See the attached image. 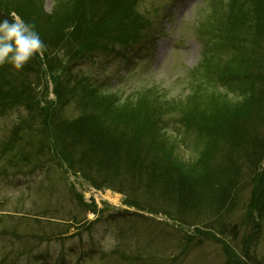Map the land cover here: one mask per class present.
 <instances>
[{"label": "trees", "instance_id": "16d2710c", "mask_svg": "<svg viewBox=\"0 0 264 264\" xmlns=\"http://www.w3.org/2000/svg\"><path fill=\"white\" fill-rule=\"evenodd\" d=\"M140 2L55 0L52 12L45 13V0H0V18L16 12L35 24L45 44L43 51L22 69L10 64L0 65V114L23 106L32 119L43 116L44 126L37 130L42 136L39 153L50 160L57 159L56 154L61 155L66 174L79 172L97 189L109 185L107 172L112 171L111 176L118 175L122 179L123 175L131 174L130 188L126 182L121 184L131 193L124 202L128 206H141L137 193L142 190L146 197L156 198L166 207L167 216L178 222L183 223L188 213L196 216L195 219L203 218L198 215L200 207L213 209L216 221L220 222L219 233L191 226L193 231L187 235V242L195 243L199 236H205L221 245L227 264H263L264 258L257 256V246L264 232L260 230L264 222V0H228L217 5L215 27L223 25L225 34L223 43L216 44L217 51L231 53L232 57L228 61H211L205 66V73L197 71L191 96L179 103L175 102L178 99L171 103L163 95L151 98L150 102L147 94L155 93L149 88L151 92L131 97L123 106L116 105L113 96L103 95L87 84L83 88L87 99H83L81 93L78 101L90 105V112L68 121L59 115V102L72 99L73 92L63 80L68 67L93 53L119 55L118 48H128L143 39L139 26L145 19L138 9ZM94 3L102 12L98 21L87 16ZM75 20L77 27L73 32ZM19 72L21 76H14ZM31 75L37 78V83L30 81ZM48 79L53 84L57 103L49 99ZM236 93L241 96L229 98ZM255 110L259 112L253 114ZM223 111L230 114V120L221 117ZM173 112L182 115L186 132L194 131L199 146L206 150L200 154L201 164L193 165L170 150L168 143L174 139L165 134L159 133L165 138L161 140L143 136L151 117ZM124 116L132 118L128 120ZM132 119L134 127L129 123ZM107 121L111 128L136 131V143H141L142 147L139 144L128 146L110 137L105 126ZM164 123L159 116L158 124ZM21 129L19 126L17 131ZM155 129L159 128L153 127L152 133ZM211 134L216 140L213 143L207 140ZM84 141L78 157L72 151ZM221 141H228L224 155L230 156L224 165L211 164L214 162L210 161L211 155L216 151L220 153ZM6 145L1 152H5ZM22 161L20 155L17 164ZM24 161L29 163V158ZM245 191L248 196L243 203L241 223L248 225L242 231L241 241L234 240V244H230L223 239L228 233L223 220L226 215L232 216ZM87 207L93 208L92 212L97 211L94 203ZM234 231L240 232L232 230V234ZM200 243L198 241L197 245ZM237 244L239 247H235Z\"/></svg>", "mask_w": 264, "mask_h": 264}, {"label": "rangeland", "instance_id": "374dc122", "mask_svg": "<svg viewBox=\"0 0 264 264\" xmlns=\"http://www.w3.org/2000/svg\"><path fill=\"white\" fill-rule=\"evenodd\" d=\"M227 1L144 0L140 11L146 18L149 15L154 20V26L142 27L150 38L133 45L131 50L134 54L124 58L120 52L129 51L124 48L118 49L119 55L93 53L68 67L63 80L77 89L76 95L82 93L84 99L88 97L83 93L84 84H88L103 95L113 96L116 105L123 106L131 97L144 94L146 89L155 93L147 94L150 102L151 98L163 95L167 101L172 103L178 99L175 102L179 103V100L191 96V81L196 78L192 69L206 61V56L225 61L232 57L228 52L217 56V50L213 52L205 45V38L210 36L208 32L214 25L213 7ZM54 4L55 0H45V13H51ZM87 16L98 21L102 12L94 3ZM73 26L75 32L76 20ZM219 38L217 35L215 40ZM59 55L63 56L62 53ZM14 76H21V72ZM30 78L31 82L37 83L35 76ZM222 91L225 92V88ZM240 96L230 94L229 98ZM51 98L54 99L52 95ZM58 106L59 115L67 121L91 110L90 105L79 104L75 97L60 101ZM255 112L259 110L253 114ZM159 116L161 123L165 121L164 125L158 124ZM124 117L128 120L132 118ZM221 117L231 118L228 112ZM150 122L143 136H148L149 140H161L165 138L159 133L165 134L174 138L168 143L170 150L193 165L200 161V154L206 150L199 146L196 133L191 131L186 134L185 128L179 126L175 112L165 116L157 113L150 118ZM129 123L133 127L136 125L133 119ZM106 124L108 135L116 137V141L128 146L141 145L136 143V131L133 129L123 132L121 128H111L110 121ZM19 126L22 129L17 131ZM42 126L44 117L30 121L24 107L0 114V149L7 144L5 152L0 151V170L6 168L0 173V264H226L220 244L205 241L208 240L205 236H199L198 241L204 240L201 245L186 241L187 235L192 234L191 226L219 233L220 222L216 221L213 209L200 207L198 215L203 218L199 219L188 213L183 218V223L187 222L184 225L170 221L165 215L166 207L159 204L156 198L143 195L142 190L137 193V198L144 209L128 208L123 203L131 193L121 184L126 182L129 187L128 182L133 181L131 174L128 177L123 175L122 179L118 175L111 176L112 171L107 172L109 185L102 190H97L79 172L76 177L72 172L66 174V164L61 155L56 154L57 159L50 160L39 153L42 136L37 130ZM153 127L159 129L152 133ZM207 140L213 143L215 138L211 134ZM227 144L228 141L218 144L220 153L216 151L211 155L210 161H214L211 164H225L230 156L224 155L228 150ZM84 145L85 141L81 142L72 153L78 154ZM20 155L23 161L18 165ZM27 157L29 163L24 161ZM247 196L245 191L232 216L226 215L223 220L228 227L223 239L230 244H234V240L241 241L242 231L248 225L241 223ZM91 201L98 205L96 212L88 211L93 209L87 207ZM261 226L260 230H264V222ZM232 230L240 232L232 234ZM257 248V256L264 258V232Z\"/></svg>", "mask_w": 264, "mask_h": 264}, {"label": "clouds", "instance_id": "9594fccd", "mask_svg": "<svg viewBox=\"0 0 264 264\" xmlns=\"http://www.w3.org/2000/svg\"><path fill=\"white\" fill-rule=\"evenodd\" d=\"M44 48V41L34 23L16 12L0 18V65L10 64L15 69H22Z\"/></svg>", "mask_w": 264, "mask_h": 264}]
</instances>
